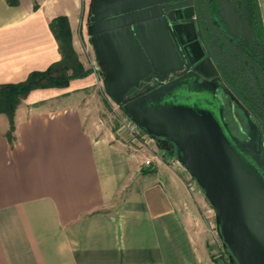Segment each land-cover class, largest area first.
<instances>
[{
  "label": "crops",
  "instance_id": "obj_1",
  "mask_svg": "<svg viewBox=\"0 0 264 264\" xmlns=\"http://www.w3.org/2000/svg\"><path fill=\"white\" fill-rule=\"evenodd\" d=\"M173 1L0 0V83L61 59L50 28L60 15L91 70L68 87L32 90L16 110L13 144L0 113V264H203L207 248L186 210L191 185L186 170L169 164L168 142L97 129L73 100L94 78L116 98L154 74L182 71L171 22L158 12ZM259 6L264 26V0ZM229 9L234 2L222 0L215 15L226 34Z\"/></svg>",
  "mask_w": 264,
  "mask_h": 264
},
{
  "label": "water",
  "instance_id": "obj_2",
  "mask_svg": "<svg viewBox=\"0 0 264 264\" xmlns=\"http://www.w3.org/2000/svg\"><path fill=\"white\" fill-rule=\"evenodd\" d=\"M211 2L203 1L209 30L256 72L264 90V70L216 26ZM158 12L168 17L193 68L131 98L123 109L149 134L175 145L178 159L216 210L223 241L237 264H264V137L260 126L227 89L207 55L195 22L196 0H175ZM219 88L242 107L250 127L249 140L236 136L225 120Z\"/></svg>",
  "mask_w": 264,
  "mask_h": 264
},
{
  "label": "trees",
  "instance_id": "obj_3",
  "mask_svg": "<svg viewBox=\"0 0 264 264\" xmlns=\"http://www.w3.org/2000/svg\"><path fill=\"white\" fill-rule=\"evenodd\" d=\"M6 1L9 5L12 6H17L20 2V0ZM203 1L204 0H196V8L197 14L202 20L201 26L203 29V34L207 39V34L208 32L211 33V31L209 30L204 19ZM233 1L239 12L240 19L242 21L244 19L246 23L248 29V37H239L235 35V38L229 36V40L243 52L254 58L264 70V26L260 15L259 0ZM221 3L222 0H212L210 4V13L217 27H219V24L218 20H216L215 18V15L219 13ZM38 7L39 4L35 1L34 8L37 9ZM50 28L58 41L62 56L61 59L51 64L45 70L32 71L27 79L23 81L0 83V113L6 114L9 119L10 127L6 135L11 144L15 142L14 131L16 110L21 104L22 100L32 90L37 88H65L69 86L71 80L75 78L86 77L91 73V70L84 66L78 52L73 45L69 18L65 15H60L53 18L50 22ZM227 72L229 78V87L231 91L239 100L244 109L251 114V116L258 122V124H260L262 132L264 133L261 112L259 111L261 107L257 101L255 92L245 81V75L240 73L239 71L231 70L230 68L229 70L227 69ZM254 73L258 80L259 90L264 98L263 87L255 71ZM123 111L127 115L124 109ZM156 138L163 139L159 137ZM167 142L170 146L169 156H177L175 145L170 141ZM232 258L234 259L233 256Z\"/></svg>",
  "mask_w": 264,
  "mask_h": 264
},
{
  "label": "rangeland",
  "instance_id": "obj_4",
  "mask_svg": "<svg viewBox=\"0 0 264 264\" xmlns=\"http://www.w3.org/2000/svg\"><path fill=\"white\" fill-rule=\"evenodd\" d=\"M243 23L241 26L242 35ZM207 40L210 42V48L213 53H216L222 62L226 64L228 70L230 68L231 70L239 71L245 75V81L255 92V96L261 107L259 111L261 112L262 125L264 127V98L259 90L258 80L254 71L247 63L226 50L212 33L208 32ZM85 55L88 65L91 66L93 70L97 71L96 67L98 64L95 58L87 53V51ZM100 81L99 77L94 78L93 84L82 90L75 91L73 93V100L81 107L85 119L92 126L105 131H114L119 138L125 140V138H128L129 134L121 124V120L126 115L121 107L123 97H112L107 88H105ZM221 97L226 109L225 120L227 119L229 126L236 136L247 139L250 127L244 111L223 92H221ZM160 142L167 145L164 139H160ZM185 173H187L185 179L191 185V188L189 186V191L192 195L191 200L193 204L191 207L188 206L186 210L192 219L195 235L200 237L202 246L207 248L205 249L206 255L203 257V264H237L223 241L216 210L210 204L204 190L191 177L187 169Z\"/></svg>",
  "mask_w": 264,
  "mask_h": 264
},
{
  "label": "flooded vegetation",
  "instance_id": "obj_5",
  "mask_svg": "<svg viewBox=\"0 0 264 264\" xmlns=\"http://www.w3.org/2000/svg\"><path fill=\"white\" fill-rule=\"evenodd\" d=\"M229 1H233V0H229ZM234 2V1H233ZM235 4V3H234ZM201 18L199 17V15L197 14V8H196V15H195V22L198 26V35H199V39L201 40L206 52H207V55H210V57L212 58L214 64L216 65L217 67V70H218V76L221 78V80L223 81V83L225 84V86L227 87V89L229 91H231L230 87H229V78H228V75H227V69L228 67L226 66V64L224 62H222V60L218 57V55L216 53H213V51L211 50L210 48V42L205 38L204 34H203V29H202V26H201ZM242 23L243 21L240 19L239 17V12L237 10V7L235 5V9H234V12L232 10L229 9V34L227 33H223V31L220 29V27H218L220 29V31L229 39V36L232 37V38H235V35L239 36V37H245L247 38V33H248V29L246 30L247 32H245V35L243 33V35L241 34V26H242ZM173 30V28H172ZM173 33H174V36H175V39L177 41V44L179 45L182 53H183V56L185 57L186 59V66L185 68L180 71L179 73H176V74H173L171 76L169 75H158V74H154L153 76V79L151 81H148V82H143L141 83V86L137 89H133L131 91H129L126 95L123 96V102H122V105L121 107H123V104L130 100L131 98H134L150 89H153L159 85H161L162 83L164 82H167L179 75H181L182 73H184L185 71H188L190 69L193 68V66L190 65L188 59H187V55H186V52L183 48V46L181 45L180 43V40L178 39V37L176 36L174 30H173ZM215 37V36H214ZM216 38V37H215ZM217 39V38H216ZM218 40V39H217ZM219 41V40H218ZM220 42V41H219ZM221 43V42H220ZM222 46H224L222 43H221ZM225 47V46H224ZM226 48V47H225ZM227 49V48H226ZM230 52V51H229ZM231 53V52H230ZM203 79V78H202ZM221 92H223L225 95L229 96L230 95L226 92H224L223 89L219 88L217 90V95L218 97L220 98V100L222 101L223 103V100H222V97H221ZM232 92V91H231ZM233 94V92H232ZM234 95V94H233ZM235 96V95H234ZM236 98V96H235ZM231 99V97H230ZM237 99V98H236ZM232 100V99H231ZM238 100V99H237ZM234 101V100H233ZM239 101V100H238ZM235 102V101H234ZM236 103V102H235ZM240 103V102H239ZM237 104V103H236ZM224 105V104H223ZM238 105V104H237ZM241 109L242 107L240 105H238ZM243 110V109H242ZM224 113H225V118H226V109H225V105H224ZM251 115V114H250ZM227 121V119H226ZM257 122V121H256ZM228 123V121H227ZM258 123V122H257ZM229 124V123H228ZM260 126V124H259ZM263 137H264V133L262 132V128L260 126V131H259ZM239 137V136H238ZM240 138V137H239ZM242 140H249V134H248V138L247 139H243V138H240Z\"/></svg>",
  "mask_w": 264,
  "mask_h": 264
},
{
  "label": "built area",
  "instance_id": "obj_6",
  "mask_svg": "<svg viewBox=\"0 0 264 264\" xmlns=\"http://www.w3.org/2000/svg\"><path fill=\"white\" fill-rule=\"evenodd\" d=\"M122 126L128 131L130 140L133 143L148 144L150 141H154V136L146 132L138 123H136L130 116L125 115L121 120ZM168 162L172 166L185 169V166L180 162L177 156H169ZM152 161L148 160L147 165H150Z\"/></svg>",
  "mask_w": 264,
  "mask_h": 264
}]
</instances>
